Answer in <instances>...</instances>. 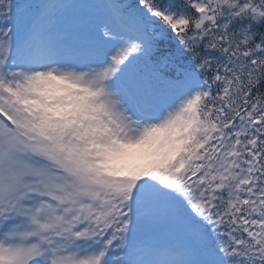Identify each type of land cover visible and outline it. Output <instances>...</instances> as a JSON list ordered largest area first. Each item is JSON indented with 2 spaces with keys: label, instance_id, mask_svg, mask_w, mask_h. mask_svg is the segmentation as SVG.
Masks as SVG:
<instances>
[{
  "label": "snow or ice",
  "instance_id": "1",
  "mask_svg": "<svg viewBox=\"0 0 264 264\" xmlns=\"http://www.w3.org/2000/svg\"><path fill=\"white\" fill-rule=\"evenodd\" d=\"M0 264H264V0H0Z\"/></svg>",
  "mask_w": 264,
  "mask_h": 264
}]
</instances>
